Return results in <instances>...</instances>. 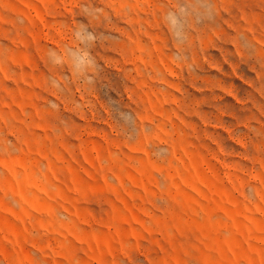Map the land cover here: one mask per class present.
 Returning a JSON list of instances; mask_svg holds the SVG:
<instances>
[{"label": "rangeland", "instance_id": "obj_1", "mask_svg": "<svg viewBox=\"0 0 264 264\" xmlns=\"http://www.w3.org/2000/svg\"><path fill=\"white\" fill-rule=\"evenodd\" d=\"M0 264H264V0H0Z\"/></svg>", "mask_w": 264, "mask_h": 264}]
</instances>
